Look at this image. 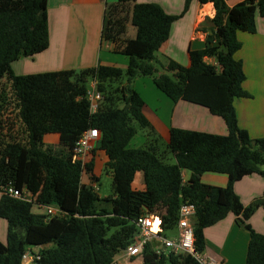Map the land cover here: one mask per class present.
Instances as JSON below:
<instances>
[{"label":"trees","instance_id":"1","mask_svg":"<svg viewBox=\"0 0 264 264\" xmlns=\"http://www.w3.org/2000/svg\"><path fill=\"white\" fill-rule=\"evenodd\" d=\"M190 2L185 0L182 14ZM212 3L215 16L206 37L209 47L191 51L189 67L171 60L167 69L177 74V81L163 77L155 86L173 102L207 108L224 121L228 134L172 128L168 149L175 163L170 165L157 144L129 149L128 143L139 132L153 133L142 112L144 101L132 84L137 77L152 74L154 54L168 40L179 16L137 0L105 3L101 39L128 59L126 69L98 65L19 76L12 64L49 46L47 0H0V219L7 224L0 264H22L28 249L44 246L49 247L40 249L37 264H113L135 243L140 216H159V235L167 237L176 230L184 203L196 207L197 252L205 250V229L233 214L240 216L249 233L245 264H264V235L247 223L264 206V193L244 208L234 191V184L246 176L258 174L264 179V139L251 140L238 128L233 106L234 99L247 96L241 62L234 58L241 46L236 35L255 33L256 15L264 18V0H244L231 8L226 0ZM128 25L135 29L134 38L127 36ZM205 59H213L214 64ZM90 82L100 95L95 112L88 99ZM91 129L99 131L98 149L107 157L111 209L98 207L94 187L82 182L84 171L92 172L94 160L83 167L72 159L76 142ZM47 134L59 136L57 148L44 146ZM184 170L191 173L187 184L182 181ZM208 172L227 175V186L201 183L200 176ZM137 173L143 175L142 192L132 189ZM7 186L27 191L31 202L4 194ZM34 207L44 209V214L33 213ZM47 207L62 215L48 216ZM159 245L153 239L144 246L142 264H198L184 253L157 256Z\"/></svg>","mask_w":264,"mask_h":264},{"label":"crops","instance_id":"2","mask_svg":"<svg viewBox=\"0 0 264 264\" xmlns=\"http://www.w3.org/2000/svg\"><path fill=\"white\" fill-rule=\"evenodd\" d=\"M242 1L244 0H226V5L231 8ZM115 2L116 0H47L49 46L41 53L14 62V73L19 76L37 75L66 70L79 71L98 65L126 69L128 59L115 54L112 51L113 44L101 39L105 3ZM137 3L157 4L166 14L179 18L172 24L168 40L154 54L152 74L137 77L133 81V89L144 101L142 112L152 126L153 133L148 135L144 132L133 145L136 134L128 143V148L140 149L155 143L163 161L171 165L175 163L174 156L168 149L172 128L220 136L228 134L224 121L212 115L207 108L184 101L173 102L155 86V81L163 77L177 81V74L167 69L171 60L189 67V53L209 47L206 37L212 31L210 20L215 16V9L212 0L205 4L199 0H191L188 10L183 14L185 0H137ZM255 27L253 34L237 33L241 46L234 55L235 60L242 65L245 76L242 89L247 96L234 99L233 106L238 128L246 131L251 140L264 139V18L256 15ZM127 36L135 37V29L131 25H128ZM180 56L183 58L180 59ZM205 61L214 64L213 59ZM94 86L95 83L90 82V88ZM99 142L88 160L95 161L93 170L86 171L87 174L84 173L82 177L86 186H96L94 172L97 161L104 166L107 162L104 152L98 149ZM262 170L264 171V165ZM139 174L135 175L132 184V189L136 192L145 189L143 175L140 177ZM181 174L183 184H187L191 173L184 170ZM228 180V176L224 174L208 172L200 176L201 183L220 188L226 187ZM234 191L246 208L263 196L264 179L258 174L246 176L234 184ZM36 209L38 214H44V209ZM239 219L240 216L229 214L222 221L205 229L204 253L221 264H245L249 233L241 226ZM4 221L0 220L2 244L6 243L7 226ZM247 223L256 233L264 235V206L257 208ZM48 247H34L28 251L35 255L40 249ZM122 254L125 264H142L141 256L127 258Z\"/></svg>","mask_w":264,"mask_h":264},{"label":"built area","instance_id":"3","mask_svg":"<svg viewBox=\"0 0 264 264\" xmlns=\"http://www.w3.org/2000/svg\"><path fill=\"white\" fill-rule=\"evenodd\" d=\"M90 108L95 112L97 103L100 100V95L95 90V86L88 92ZM100 141V133L95 129H91L82 134L76 142L73 149V162H79L83 167L88 163L89 157L94 152L96 143ZM95 188V187H94ZM3 193L9 196L18 198L23 201L31 202V195L27 191H16L11 186L3 188ZM47 215L50 217L61 216L62 213L54 207L45 208ZM196 213V207L190 203H184L179 210V219L176 227V237L174 239L162 237L159 235L161 231V218L157 215L140 216L136 225L139 228V233L133 245L124 251L127 258L141 256L144 246L153 239L158 240L159 248L156 251L157 256L165 254H180L190 255L198 264H221L215 258L208 256L204 252H197L194 245L193 220ZM154 227L156 229L154 230ZM40 260V256L33 255L27 251L23 258L22 264H34ZM115 264V261L113 262Z\"/></svg>","mask_w":264,"mask_h":264},{"label":"rangeland","instance_id":"4","mask_svg":"<svg viewBox=\"0 0 264 264\" xmlns=\"http://www.w3.org/2000/svg\"><path fill=\"white\" fill-rule=\"evenodd\" d=\"M129 27H130V25H129ZM182 58H183V56H180V59H182ZM88 87H89V90L91 91L92 89L90 88V84L88 85ZM144 134H145L144 132H139L137 134V138L135 139V141L132 144L135 145ZM42 142H43L45 147L57 148V146L59 145V137L56 134H47V135L43 136ZM261 169H262V167H261ZM84 173L87 174L86 171H84ZM94 176L96 177V179L94 180V182L96 184L94 190L100 199L98 207L111 209V203L109 200H107L108 198L113 196L111 174L105 170L104 164H100L97 161L96 171L94 172ZM138 176L142 177V173H140ZM85 180H86V178H85ZM0 194L2 195V192H0ZM32 210H33V213L38 212L36 207H34ZM6 226H7V224H6ZM166 236L168 238L174 239L176 237V232L174 231V232L168 233ZM35 252H37V250H35ZM122 256H123V254L119 253L115 257V259H114V261L116 260L115 264H125L124 260H123L124 258ZM129 263H132V261L129 260ZM137 264H139V263L137 262Z\"/></svg>","mask_w":264,"mask_h":264},{"label":"water","instance_id":"5","mask_svg":"<svg viewBox=\"0 0 264 264\" xmlns=\"http://www.w3.org/2000/svg\"><path fill=\"white\" fill-rule=\"evenodd\" d=\"M34 264H37V263H34Z\"/></svg>","mask_w":264,"mask_h":264}]
</instances>
